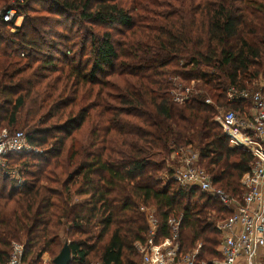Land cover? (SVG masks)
<instances>
[{
	"label": "trees",
	"instance_id": "obj_1",
	"mask_svg": "<svg viewBox=\"0 0 264 264\" xmlns=\"http://www.w3.org/2000/svg\"><path fill=\"white\" fill-rule=\"evenodd\" d=\"M10 9L13 22L0 19V130L22 128L40 153L5 158L25 182L18 190L0 171V264L12 243L24 264L45 254L52 264L65 243L70 264H140L150 208L157 244L181 218V253L199 244L200 259H218L214 221L230 212L161 177L189 148L212 185L241 200L254 159L229 147L214 117L243 116L245 104L225 94L264 74V0H0ZM174 78L197 85L183 105L172 102Z\"/></svg>",
	"mask_w": 264,
	"mask_h": 264
},
{
	"label": "built area",
	"instance_id": "obj_2",
	"mask_svg": "<svg viewBox=\"0 0 264 264\" xmlns=\"http://www.w3.org/2000/svg\"><path fill=\"white\" fill-rule=\"evenodd\" d=\"M15 16V9H10L4 14L0 12V19L5 24L13 22ZM20 20L21 18L17 19ZM14 30L9 29L11 33ZM255 83L258 85L255 90H251V86L247 84L243 89L230 87L225 94L228 102L239 101L245 104L243 116L235 110L218 109L214 117V122L221 127L229 147L243 149L254 159L252 170L240 180L243 191L241 200L231 198L213 186L209 175L198 164V154L189 148L178 149L170 155L167 162L169 173L161 177L162 180L171 178L181 187L198 189L217 200L230 212L228 218L219 220L215 225L220 237L217 249L220 257L212 261L200 259L199 244L191 252L181 253L178 241L181 218L168 220L171 236L157 244V222L154 209L150 208L146 210L148 238L144 244H135L141 256L140 264H261L257 261V253L264 249V80L255 81L252 85ZM194 84L191 82L189 86L183 85L179 79H172V102L176 105L187 103L192 98ZM205 104L212 103L206 100ZM29 153L40 151L29 145L21 131L10 133L7 129L0 130V171L14 179L13 187L17 190L22 188L25 182L15 172H7L5 158L9 155L21 156ZM144 210L141 209L142 212ZM23 253V245L12 243L6 264H24ZM43 262L47 264L49 260Z\"/></svg>",
	"mask_w": 264,
	"mask_h": 264
},
{
	"label": "rangeland",
	"instance_id": "obj_3",
	"mask_svg": "<svg viewBox=\"0 0 264 264\" xmlns=\"http://www.w3.org/2000/svg\"><path fill=\"white\" fill-rule=\"evenodd\" d=\"M16 23H20V21H17ZM205 71H206V70H205ZM259 80H264V74H260V75L258 76V78H257L255 81L259 82ZM255 81H253V82H255ZM253 82H252V83H253ZM181 83H182L183 85H188V84H186L185 82H182V81H181ZM252 83H247L248 85L251 86V87H249V88H250L251 90H255V89H257V88H258L257 83H255L254 85H252ZM193 87H195V89H196V87H197L196 83L194 84ZM193 87H192V92H193ZM223 110H225V109H223ZM216 113H218V112H216ZM14 130H15V131H23V132H24V130H22V128H19V127H16ZM8 131H9V130H8ZM9 132L12 133L11 131H9ZM153 159L156 160V161H160V160L162 159V156L157 155V156H155ZM167 159H168V158H167ZM169 160H170V156H169ZM173 161H174V160H173ZM218 222H219V219L215 220V221H214V225H216V223H218ZM43 260H49V262H47V264H50V263H51V260H50L49 256L45 254V255H43V256L41 257V259H40V260L38 261V263H36V264H44Z\"/></svg>",
	"mask_w": 264,
	"mask_h": 264
},
{
	"label": "water",
	"instance_id": "obj_4",
	"mask_svg": "<svg viewBox=\"0 0 264 264\" xmlns=\"http://www.w3.org/2000/svg\"><path fill=\"white\" fill-rule=\"evenodd\" d=\"M70 262L71 256L69 246L65 243L59 255L52 261V264H70Z\"/></svg>",
	"mask_w": 264,
	"mask_h": 264
},
{
	"label": "crops",
	"instance_id": "obj_5",
	"mask_svg": "<svg viewBox=\"0 0 264 264\" xmlns=\"http://www.w3.org/2000/svg\"><path fill=\"white\" fill-rule=\"evenodd\" d=\"M257 255H258L257 261L261 264H264V249L258 251Z\"/></svg>",
	"mask_w": 264,
	"mask_h": 264
}]
</instances>
